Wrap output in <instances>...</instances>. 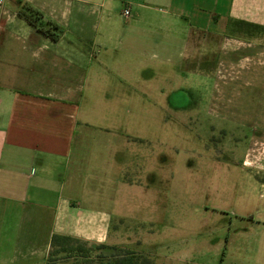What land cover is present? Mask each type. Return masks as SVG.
Here are the masks:
<instances>
[{"label": "crops", "instance_id": "crops-1", "mask_svg": "<svg viewBox=\"0 0 264 264\" xmlns=\"http://www.w3.org/2000/svg\"><path fill=\"white\" fill-rule=\"evenodd\" d=\"M199 35L211 55H196ZM194 60L187 75L222 83L221 121L248 132L242 167L264 173V0H0V264H45L53 235L141 243L113 221L164 215L155 198H131L149 188L134 160L146 154L120 109L149 105L128 92L150 72ZM253 185L242 223L169 261L264 264V180Z\"/></svg>", "mask_w": 264, "mask_h": 264}, {"label": "rangeland", "instance_id": "rangeland-1", "mask_svg": "<svg viewBox=\"0 0 264 264\" xmlns=\"http://www.w3.org/2000/svg\"><path fill=\"white\" fill-rule=\"evenodd\" d=\"M210 37L198 36L196 55H211L200 48L201 42ZM212 40L216 67L217 59L223 55L224 39L215 36ZM196 63L185 61L179 72L167 65L150 72L151 83L144 92H138L136 85L133 92H128L133 99L148 100L149 105L120 109L123 116L132 113L134 118V123L128 125L132 147L146 154L143 162L138 157L134 160L143 165L142 178L149 188L131 198H155L164 217L113 223L122 233L141 242L129 249L148 257L153 264H175L169 261L174 259V252L178 254L207 238L224 239L225 225L242 223V214L252 211V202L259 194L253 183L264 180V173L242 167L244 136L248 132L221 121V81L216 76L210 83L202 76L187 75L186 69H193ZM121 128L126 129L124 125ZM184 239L187 244L181 242ZM93 253L110 255L107 249ZM203 255L200 262L206 263L208 258Z\"/></svg>", "mask_w": 264, "mask_h": 264}, {"label": "trees", "instance_id": "trees-1", "mask_svg": "<svg viewBox=\"0 0 264 264\" xmlns=\"http://www.w3.org/2000/svg\"><path fill=\"white\" fill-rule=\"evenodd\" d=\"M33 15L37 14L33 13ZM37 18L38 15L35 20ZM88 245L71 237L53 235L45 264H153L148 257L140 253L114 246L89 245L88 247ZM102 249L109 250L110 255L107 257L94 255V251Z\"/></svg>", "mask_w": 264, "mask_h": 264}, {"label": "built area", "instance_id": "built-area-1", "mask_svg": "<svg viewBox=\"0 0 264 264\" xmlns=\"http://www.w3.org/2000/svg\"><path fill=\"white\" fill-rule=\"evenodd\" d=\"M123 15L127 16L128 15V11L125 10Z\"/></svg>", "mask_w": 264, "mask_h": 264}]
</instances>
